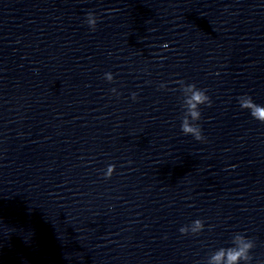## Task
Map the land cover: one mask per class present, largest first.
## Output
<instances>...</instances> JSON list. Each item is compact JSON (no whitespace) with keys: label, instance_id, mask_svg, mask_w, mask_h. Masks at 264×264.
Here are the masks:
<instances>
[{"label":"clouds","instance_id":"1","mask_svg":"<svg viewBox=\"0 0 264 264\" xmlns=\"http://www.w3.org/2000/svg\"><path fill=\"white\" fill-rule=\"evenodd\" d=\"M98 18L94 12L87 13V21L89 28L95 31L97 26ZM169 47L168 43H164L162 48L167 49ZM104 78L108 82H112L114 80V76L111 72H106L104 74ZM162 87V85H161ZM187 87L192 90V95L190 99L185 101L187 108L184 109V114L182 116L181 122V131L185 135H191L197 141H204L205 137L202 134V129L197 123L200 121L202 113L200 110L201 105L211 106L212 101L210 97L206 94V90L198 89L195 84H187ZM114 94H117V90L115 88L111 89ZM246 96L247 99L244 103L240 104L242 109H247L250 111L251 116L257 121L264 123V106L258 105L253 102L251 96ZM131 99L135 101L137 99V93L133 92L131 94ZM189 121H192L190 123ZM115 165L110 164L107 166V169L104 173L105 179L111 178L113 172L115 171ZM194 227L192 228L191 234H199L203 228L204 223L200 219H196L192 222ZM181 234H188V229L186 227H181L179 229ZM232 247L221 248L215 256L212 258L216 264H220V261L226 257V264H249L252 260V256L250 255V251L254 248V242L247 238L245 235L237 233L232 238Z\"/></svg>","mask_w":264,"mask_h":264}]
</instances>
